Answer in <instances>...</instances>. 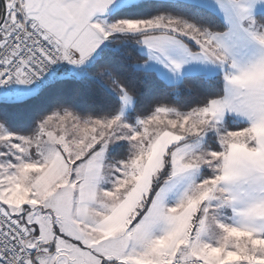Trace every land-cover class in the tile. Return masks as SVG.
Masks as SVG:
<instances>
[{
    "label": "snow or ice",
    "instance_id": "6c2138e0",
    "mask_svg": "<svg viewBox=\"0 0 264 264\" xmlns=\"http://www.w3.org/2000/svg\"><path fill=\"white\" fill-rule=\"evenodd\" d=\"M0 264H264V0H0Z\"/></svg>",
    "mask_w": 264,
    "mask_h": 264
}]
</instances>
